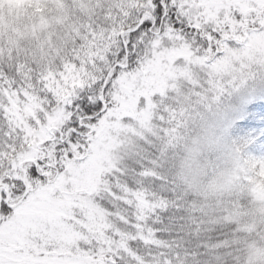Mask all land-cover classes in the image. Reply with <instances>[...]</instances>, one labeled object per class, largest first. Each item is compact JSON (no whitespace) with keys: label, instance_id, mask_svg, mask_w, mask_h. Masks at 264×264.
Segmentation results:
<instances>
[{"label":"snow or ice","instance_id":"6c2138e0","mask_svg":"<svg viewBox=\"0 0 264 264\" xmlns=\"http://www.w3.org/2000/svg\"><path fill=\"white\" fill-rule=\"evenodd\" d=\"M0 0V264H264V0Z\"/></svg>","mask_w":264,"mask_h":264},{"label":"rangeland","instance_id":"374dc122","mask_svg":"<svg viewBox=\"0 0 264 264\" xmlns=\"http://www.w3.org/2000/svg\"><path fill=\"white\" fill-rule=\"evenodd\" d=\"M28 0H10L9 2V10H17V12L21 11L25 3H27ZM251 47L254 48L257 51H264V40L257 38L254 41H252ZM260 174L264 175V171H262ZM264 193V192H260Z\"/></svg>","mask_w":264,"mask_h":264},{"label":"trees","instance_id":"16d2710c","mask_svg":"<svg viewBox=\"0 0 264 264\" xmlns=\"http://www.w3.org/2000/svg\"><path fill=\"white\" fill-rule=\"evenodd\" d=\"M259 175L261 176V179L260 181L257 182V190L258 192H264V175L263 174H260Z\"/></svg>","mask_w":264,"mask_h":264}]
</instances>
